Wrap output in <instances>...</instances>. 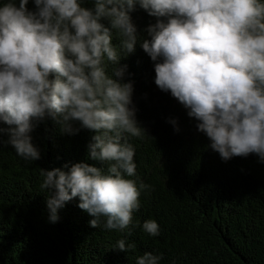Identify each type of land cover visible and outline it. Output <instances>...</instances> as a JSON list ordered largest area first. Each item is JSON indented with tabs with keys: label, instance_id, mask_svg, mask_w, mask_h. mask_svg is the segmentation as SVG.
Masks as SVG:
<instances>
[{
	"label": "clouds",
	"instance_id": "obj_1",
	"mask_svg": "<svg viewBox=\"0 0 264 264\" xmlns=\"http://www.w3.org/2000/svg\"><path fill=\"white\" fill-rule=\"evenodd\" d=\"M31 2L29 9V0H0V133L25 161L40 159L31 133L46 119L64 133H94L84 161L40 169L50 223L78 198L93 228L102 219L107 230L130 234L136 226L133 212L150 186L136 173L128 138L146 132L136 120L133 83L123 81L126 66L118 65L138 43L155 62L154 83L195 119L208 147L224 161L255 154L264 163V0ZM137 7L156 18L148 38L132 20ZM170 123L179 131L175 119ZM141 227L160 234L155 220ZM113 249L135 244L121 238ZM161 259L146 251L135 264Z\"/></svg>",
	"mask_w": 264,
	"mask_h": 264
},
{
	"label": "trees",
	"instance_id": "obj_2",
	"mask_svg": "<svg viewBox=\"0 0 264 264\" xmlns=\"http://www.w3.org/2000/svg\"><path fill=\"white\" fill-rule=\"evenodd\" d=\"M28 7H34L31 0ZM131 16L138 34L148 38L145 29L156 18L139 7ZM154 63L138 43L118 65L126 66L123 81L133 83L136 120L146 132L128 138L136 173L150 186L141 192L130 234L104 229L103 219L91 227L93 217L77 206L78 198L59 210L58 222L48 221L40 169L84 161L94 133H64L46 119L31 133L41 153L36 161L17 156L0 133V264H135L146 251L160 255L159 264H264V163L255 154L222 160L195 119L154 83ZM148 219L158 223V236L143 231ZM121 238L135 249H113Z\"/></svg>",
	"mask_w": 264,
	"mask_h": 264
}]
</instances>
